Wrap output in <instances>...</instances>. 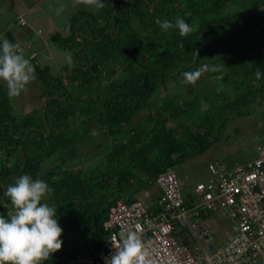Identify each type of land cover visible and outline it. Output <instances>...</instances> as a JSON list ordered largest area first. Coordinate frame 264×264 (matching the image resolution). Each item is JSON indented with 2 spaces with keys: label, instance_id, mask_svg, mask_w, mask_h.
Wrapping results in <instances>:
<instances>
[{
  "label": "trees",
  "instance_id": "1",
  "mask_svg": "<svg viewBox=\"0 0 264 264\" xmlns=\"http://www.w3.org/2000/svg\"><path fill=\"white\" fill-rule=\"evenodd\" d=\"M103 2L96 14L75 13L66 38L57 31L51 36L74 55L63 76L32 62L43 88L40 108L16 113L0 82V201L23 174L53 189L44 202L57 209L63 244L44 264H66L99 249L104 222L120 200L131 204L148 194L143 202L149 211H163L158 176L206 152L218 141L215 123L241 116L264 96V76L255 77L257 69L264 73V0ZM231 5L241 10L226 12ZM177 18L198 31L182 37L175 27L160 28ZM205 63L219 70L184 82L183 73ZM173 82L179 84L171 87ZM75 119L80 124L73 125ZM93 122L111 139L106 156L94 166L68 169V159L84 155L78 143L94 138ZM224 129L217 126L220 136ZM45 160L59 164L47 169ZM180 180L188 206L194 186ZM8 203L0 205L6 218ZM180 236L188 245V237Z\"/></svg>",
  "mask_w": 264,
  "mask_h": 264
},
{
  "label": "built area",
  "instance_id": "2",
  "mask_svg": "<svg viewBox=\"0 0 264 264\" xmlns=\"http://www.w3.org/2000/svg\"><path fill=\"white\" fill-rule=\"evenodd\" d=\"M19 24L27 25L24 19ZM28 47L20 46L18 51L26 53ZM257 151L258 158L233 169L210 164L209 177L194 185L195 200L188 206L176 173L159 175L163 211L150 212L142 200L131 204L118 201L104 222L102 246L79 253L66 264H105L104 258L112 254L120 233L128 230L151 242L155 264H264V141ZM215 213L225 216L230 225L228 239L220 246L205 223ZM182 233L197 250L181 241Z\"/></svg>",
  "mask_w": 264,
  "mask_h": 264
},
{
  "label": "rangeland",
  "instance_id": "3",
  "mask_svg": "<svg viewBox=\"0 0 264 264\" xmlns=\"http://www.w3.org/2000/svg\"><path fill=\"white\" fill-rule=\"evenodd\" d=\"M47 2L40 7L38 5L42 2H39V0H23L22 2H19V0H0V32L7 28L4 32L11 33V38L19 40L21 35L19 31L23 29L17 27V22L19 15L27 11L25 18L33 31L27 27L24 30L29 33L27 37L33 35L29 40H25H28L33 46L36 45L37 51H40L37 64L42 67L49 65L52 74L63 76V67L68 64L66 56L70 54L73 60L74 55L71 51L54 42L51 36L57 31L63 38H66L68 36L67 25L75 13L92 11L93 14H96L101 12V8L88 6L82 0H47ZM229 10H241V6L231 5L227 7L226 12ZM151 11H153V8ZM40 28L42 34L37 33ZM4 36V38L9 37ZM180 81L182 83V80ZM0 82L7 89L6 82L2 80ZM177 84L179 82H173L170 86L176 87ZM42 91L43 88L35 73V79L27 85L25 91H22L18 96H11L10 100L15 112L26 114L40 108L41 103L39 101L43 97ZM177 91L179 89L176 88L175 92ZM160 94L163 95L164 93L160 91ZM155 102V104L160 103L161 98L156 97ZM74 123L80 124V121L75 119L72 124L75 125ZM93 124L95 129L91 134L94 138H90L88 142H94L78 143L79 151L84 152V155L71 160L68 159V169L94 166L106 156L111 139L102 136L105 127H100L97 122H93ZM220 124L225 125L221 136L219 135L220 131H217V126ZM215 130V135L218 137L217 142H213L214 144L203 154L194 156L173 169L183 182L195 185L197 182L206 181L208 175H210L209 165L212 163H219L221 166L233 169L259 157L257 147L264 141V96L244 109L241 116L233 117L230 115L226 123L224 121L223 123H215ZM58 164L53 160H45L44 162L47 169ZM194 185H188V189L191 188L189 186L193 187ZM142 195H144L141 196L143 201H147L148 194ZM205 223L214 235L216 243L223 244L228 239L230 225L227 218L221 213H215L207 217ZM189 240L193 248L197 250V245L191 239Z\"/></svg>",
  "mask_w": 264,
  "mask_h": 264
},
{
  "label": "clouds",
  "instance_id": "4",
  "mask_svg": "<svg viewBox=\"0 0 264 264\" xmlns=\"http://www.w3.org/2000/svg\"><path fill=\"white\" fill-rule=\"evenodd\" d=\"M82 2L95 8L105 6L103 0ZM159 26L164 31L175 27L182 37L198 31V26L190 25L181 18H177L175 24L164 20ZM180 46L183 47V44ZM19 47V44L7 38L0 43V80L6 82L10 96L20 95L35 79L32 62L37 63L38 54L29 53L28 50L22 53L18 51ZM32 54L36 55L35 58L28 59ZM66 61L72 66L70 54L66 56ZM218 70L217 66L205 63L195 71L183 73L184 82L194 84L205 72ZM262 76L264 73L257 69L256 79L260 80ZM52 194L53 189L47 182L34 180L28 174L19 176L13 184L7 186L0 205L7 208L10 201L12 211L7 218L0 215V264H44L62 249L63 229L56 218L57 209L44 202ZM150 244L136 231L121 232L115 245H112V254L104 258L105 264H155L151 258Z\"/></svg>",
  "mask_w": 264,
  "mask_h": 264
},
{
  "label": "crops",
  "instance_id": "5",
  "mask_svg": "<svg viewBox=\"0 0 264 264\" xmlns=\"http://www.w3.org/2000/svg\"><path fill=\"white\" fill-rule=\"evenodd\" d=\"M23 0H19V2H22ZM39 2H42L41 4H39L38 6H40V7H42V5H44L45 3H48L47 2V0H39ZM27 13V11H24V12H22V14H20L19 15V19H18V25H17V27H19V28H21V29H23V30H21V31H19L20 32V39L18 40H14L13 38H11L10 37V34L11 33H6V32H4L5 30H7V28L5 29V30H3L2 32H0V42H2L3 41V39H5L4 37V35H7V36H9V37H6L10 42H12V43H17V44H19V46H24L25 44H27L29 47V49H28V51H29V53H33V52H36L37 54H38V56H39V53H40V51H37L38 49H36V45H32L28 40L32 37V35L30 36V37H27V36H29V33H28V31L26 30H24V29H26V27L27 28H29L30 30H32V28H31V26H29V24H28V22H27V20H26V18H25V14ZM21 19H24L25 21H26V23H27V25L26 26H20L19 25V21L21 20ZM33 31V30H32ZM38 31H41V34H42V30H41V28L38 30ZM4 32V33H3ZM38 34H39V32H37ZM25 39H28V40H25ZM23 44V45H22ZM38 48V47H37ZM35 50V51H34ZM185 180V179H184ZM186 181V180H185ZM189 181V180H188ZM188 184V183H187ZM188 185H194V184H188ZM228 236H229V233H228ZM227 241V240H226ZM225 241V242H226ZM224 242V243H225ZM223 243V244H224ZM218 246H220V245H222V244H218V243H216ZM188 245L191 247L192 246V244L190 243V241L188 240Z\"/></svg>",
  "mask_w": 264,
  "mask_h": 264
},
{
  "label": "water",
  "instance_id": "6",
  "mask_svg": "<svg viewBox=\"0 0 264 264\" xmlns=\"http://www.w3.org/2000/svg\"><path fill=\"white\" fill-rule=\"evenodd\" d=\"M116 8H118V5L116 4ZM154 10V9H153ZM80 40H82V38H80ZM70 74H72V71H70Z\"/></svg>",
  "mask_w": 264,
  "mask_h": 264
}]
</instances>
